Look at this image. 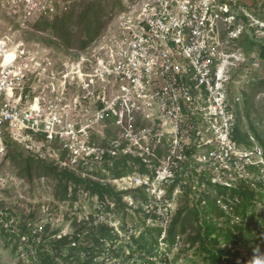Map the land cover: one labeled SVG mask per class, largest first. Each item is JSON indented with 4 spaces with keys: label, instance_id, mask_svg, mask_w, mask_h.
Segmentation results:
<instances>
[{
    "label": "rangeland",
    "instance_id": "rangeland-1",
    "mask_svg": "<svg viewBox=\"0 0 264 264\" xmlns=\"http://www.w3.org/2000/svg\"><path fill=\"white\" fill-rule=\"evenodd\" d=\"M87 1L59 0L49 16L21 22L5 12H0V40H5L14 52L19 54L25 52L18 58V62L28 65L29 78L25 87L28 94L40 96L50 105L58 107L61 112L67 113L72 128L84 129V136L77 138L75 151L73 154H67L65 159H63L65 153L57 147H45L32 153L58 170H68L82 180L99 183L113 192L137 190L139 192L124 196L123 208H118L110 197L102 202L96 195H91L83 188L78 191L77 201L73 203L60 201L54 178L45 176L35 178L32 182L20 178L19 170L13 165L11 157H6V153L0 158V264H31V252L22 241H19L24 227L28 228L37 242L48 243L60 240L62 237L73 236L81 231L82 246L90 248L93 243L86 241V237L93 227L97 231L102 224L114 228L118 236L117 240L106 244L105 251L97 248L94 257L89 255L88 251L72 252L68 246L62 248V258H59L55 256L53 248H48L56 264H207L203 260L204 256L201 254L199 244L190 242L188 236L181 238L172 248L164 242L165 233H163L158 247L153 255L149 256L140 252L132 240L133 237L139 238L148 227H163L166 230L173 216L182 206L198 205L200 209L205 208L206 202L202 200V194L206 192L215 197L216 193L207 189L206 182L202 178L206 181L211 180L215 173L213 174L207 165L197 161L195 157L187 159L181 151L175 153L176 156L173 155L171 160L165 152L161 160L156 159L150 155L151 138L127 139L123 134L126 132L124 124L90 121L93 119L92 113L87 114L85 110L92 104L83 98L86 91L80 87L79 81L74 79L75 73L82 56L87 55L88 48L113 25L122 5L121 0H102L105 8L102 17L104 27L98 38L85 50H81L86 29L78 23V16ZM244 1L249 6L253 19L257 21L253 23L254 27L247 29L253 30L257 40L264 43V0ZM116 3L117 7H115ZM75 4L77 11L72 35L68 37L73 49L67 48L62 41L54 38L50 29L46 32L37 31L36 25L39 22L42 24L46 21L55 22L64 14H70ZM247 29L243 30L237 39L228 38L229 58L228 63L223 67L225 96L230 101L235 98L240 99L237 107L234 105L232 109H234V119L235 112L240 114L242 131L252 134L250 127L252 124L264 140V85H258L259 82H264V60L259 57L257 48L245 47ZM66 82L67 90L65 96L61 97V87ZM243 93L250 97L248 106L245 105L246 96ZM92 108L90 107L89 110L91 111ZM207 129L206 127L204 131L206 135ZM250 141L252 145L260 146L253 135H250ZM86 144H95L97 147V150L89 152L90 157L81 150L82 147L87 146ZM10 150L13 154L17 150L27 152L16 142H13ZM113 150L116 151V155L111 153ZM127 156L129 157L127 164L133 171H127L128 173L123 177L115 179L107 166L114 168L116 162ZM130 157L140 158L142 163L143 160L149 161L148 168L156 171L155 178H150L151 181L148 182L149 175H142L139 171L140 164ZM176 174L180 176L181 182L173 192L171 200H168L167 190ZM144 179L148 185H142ZM249 189L257 194L255 206L248 214L252 217L251 221L234 217L225 204H221V207L230 219L226 217L215 219L217 226L225 232L232 230L234 225L243 228L241 243L229 242L225 235L219 240V247L225 255L224 259L231 260L234 264H247L252 258L253 248L257 245L264 251V188L250 186ZM148 214L157 217L146 218ZM8 234L13 235L9 237ZM235 234L237 235L238 231H235ZM224 243L227 244L223 246Z\"/></svg>",
    "mask_w": 264,
    "mask_h": 264
},
{
    "label": "built area",
    "instance_id": "built-area-1",
    "mask_svg": "<svg viewBox=\"0 0 264 264\" xmlns=\"http://www.w3.org/2000/svg\"><path fill=\"white\" fill-rule=\"evenodd\" d=\"M58 2L0 0V12L19 22L41 19ZM121 5L113 25L88 48L75 73L86 91L83 98L93 106L85 110L92 113L90 121L124 124L127 139L151 138L150 155L156 159H162L158 148L170 160L180 151L187 159L195 157L215 173L209 180L213 185L263 189L264 149L234 141L232 108L240 99L230 101L224 89L228 38L237 39L257 22L249 6L244 0H121ZM11 52L0 40V158L7 141L31 154L45 147L73 154L84 129L72 128L67 113L28 94V65L18 62L25 52L15 51L14 61L6 63ZM66 90L67 82L61 97ZM96 148L81 150L90 157ZM143 161L148 167L150 162ZM20 238L28 244L27 235Z\"/></svg>",
    "mask_w": 264,
    "mask_h": 264
},
{
    "label": "trees",
    "instance_id": "trees-1",
    "mask_svg": "<svg viewBox=\"0 0 264 264\" xmlns=\"http://www.w3.org/2000/svg\"><path fill=\"white\" fill-rule=\"evenodd\" d=\"M117 5L118 4L116 3L115 7H117ZM104 10L105 8L102 0L100 2L97 0H88L86 2L85 8L78 16V23L86 29V37L82 42V46L80 48L81 50H85L100 35L105 24L102 21ZM76 11L77 4L74 5L70 14H64L62 17L57 18L53 23L46 21L42 24L39 22L38 25H36L37 31L46 32L50 29L53 31L54 38L62 41L67 48L73 49V46L68 41V37L72 35V27L74 25L73 22L76 16ZM244 43L245 47L248 49L257 48L259 57L264 60V43L257 40V38L253 35V30L247 29ZM258 85L263 86L264 82L261 81ZM244 96H246L245 105H250V97L246 94H244ZM237 105L238 102L235 103V107H237ZM232 110L234 112V109ZM250 127L252 134L244 133L242 131L243 123L240 119V114L235 112L233 128L234 141L239 145L251 147L252 142L250 141V135H253V138H255L259 145L264 149V140L252 124ZM12 144V141H7L6 157H11L13 165L19 170V177L30 182H32L35 178H42L45 176L54 178L57 182V197L60 201H71L72 203L77 201L78 191L83 188L91 195H96L100 201L104 202L106 198L110 197L112 202L118 208H123L125 207L123 197L139 192V190L120 193L113 192L108 187L99 183L82 180L75 173L68 170H58L53 165L46 164L38 156L29 152L17 150L13 154L10 150ZM157 155L159 158L163 157L164 152L161 148L157 149ZM65 157L66 154H63V159H65ZM130 158L134 162L140 164L139 171L142 175H149L151 178H155L156 171H151L147 165L142 163L140 158ZM128 159V156L123 157L121 161L116 162L114 168L107 166L108 171L111 172L115 179H119L126 173L133 171L127 164ZM120 169L123 171L121 172ZM202 179L206 182L207 189L216 193L215 197H212L211 194L205 192L202 194V200L206 202L205 208L200 209L198 205L194 207H190L188 205L182 206L173 216L166 230H164L163 227H148L146 228V232L142 233L139 238L133 237L132 240L140 252L148 256L153 255L156 247H158L159 239L162 237L163 233H165L163 240L169 247H175L180 242L181 238L188 236L190 242L193 244H199L201 254L204 256L203 260L207 264H234L231 260L224 259L225 255L219 247V240L225 235L229 242L239 244L243 240V236L241 234L243 228L234 225L232 230L225 232L222 228L217 226L215 219L229 217L226 216V212H224L221 207V204H225L230 208L234 217H241L243 220L248 219V221H251L252 217L248 214L249 210L255 206L257 194L246 186H240L237 189H228L222 186L213 185L211 181H206L205 178ZM180 182L181 178L178 174H176L168 187L166 199L171 200L172 194L180 185ZM151 217L155 219L157 216L154 214L146 215V218ZM2 229L4 230V227ZM235 231H238L237 235L235 234ZM21 234L29 237L28 244H22H25L31 252V264H56L55 258L52 254H50L48 248H53L55 256L59 258H62V248L68 246L71 248L72 252L82 250L88 251L89 255L95 257V251L97 248L101 251H105V247L108 242H113L118 239L114 228L105 224H102L97 231L95 227L90 230L89 235L86 237V241L93 243V246L90 248L88 246H82L80 239L81 231H78L73 236L62 237L60 240L49 243L37 242L36 238L27 227L23 228ZM146 234L149 237H147L148 239L146 238ZM11 235L13 234H8L7 236L10 237ZM19 241H21V238H19Z\"/></svg>",
    "mask_w": 264,
    "mask_h": 264
},
{
    "label": "clouds",
    "instance_id": "clouds-1",
    "mask_svg": "<svg viewBox=\"0 0 264 264\" xmlns=\"http://www.w3.org/2000/svg\"><path fill=\"white\" fill-rule=\"evenodd\" d=\"M226 244L224 243L223 246ZM247 264H264V251L261 250L259 245L253 248L252 258L247 261Z\"/></svg>",
    "mask_w": 264,
    "mask_h": 264
},
{
    "label": "bare ground",
    "instance_id": "bare-ground-1",
    "mask_svg": "<svg viewBox=\"0 0 264 264\" xmlns=\"http://www.w3.org/2000/svg\"><path fill=\"white\" fill-rule=\"evenodd\" d=\"M15 58H16V54L14 52L9 53L6 57V63H10L14 61Z\"/></svg>",
    "mask_w": 264,
    "mask_h": 264
}]
</instances>
